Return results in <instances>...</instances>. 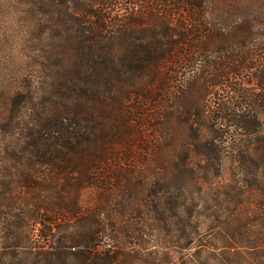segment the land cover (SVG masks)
Masks as SVG:
<instances>
[{
	"label": "trees",
	"instance_id": "trees-1",
	"mask_svg": "<svg viewBox=\"0 0 264 264\" xmlns=\"http://www.w3.org/2000/svg\"><path fill=\"white\" fill-rule=\"evenodd\" d=\"M26 3L42 95L4 121L0 264H154L171 232L182 264H264V0Z\"/></svg>",
	"mask_w": 264,
	"mask_h": 264
},
{
	"label": "rangeland",
	"instance_id": "rangeland-1",
	"mask_svg": "<svg viewBox=\"0 0 264 264\" xmlns=\"http://www.w3.org/2000/svg\"><path fill=\"white\" fill-rule=\"evenodd\" d=\"M26 5V0H0V149L16 136L13 126L10 129L3 127L4 121L7 116L9 117V107L13 97L30 94L34 98V102L39 103V98L42 95L45 35L42 36L43 33L39 27L33 26V18L27 14ZM257 91L264 95V91L260 89ZM27 113V109L23 110L21 118L25 117L24 115ZM190 189L194 197L200 199L198 200L201 203L200 208L197 209L199 214L208 215L204 211L219 213V210L211 205L213 203H209L211 191L207 185L202 184V188L193 186ZM206 196H208V202L204 201ZM195 222L197 221L192 219L189 228H192ZM208 227L209 222L205 223L202 229L198 227L197 237L203 236ZM152 235L153 233L146 236L145 247H142V251L139 253L143 259L151 260L154 264H157L158 259H162L164 254H168V257H172V259L175 257L177 263L182 264L180 257L185 259L195 250L196 244L191 248L179 249V245L174 244L178 236L177 233L160 234L159 237ZM206 238H211V235ZM126 244L130 245L128 240Z\"/></svg>",
	"mask_w": 264,
	"mask_h": 264
}]
</instances>
